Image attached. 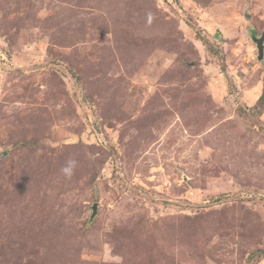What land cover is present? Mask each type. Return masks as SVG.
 <instances>
[{"label":"rangeland","instance_id":"374dc122","mask_svg":"<svg viewBox=\"0 0 264 264\" xmlns=\"http://www.w3.org/2000/svg\"><path fill=\"white\" fill-rule=\"evenodd\" d=\"M252 31L264 0H0V264H264Z\"/></svg>","mask_w":264,"mask_h":264},{"label":"water","instance_id":"95a60500","mask_svg":"<svg viewBox=\"0 0 264 264\" xmlns=\"http://www.w3.org/2000/svg\"><path fill=\"white\" fill-rule=\"evenodd\" d=\"M251 38L254 41L257 48V58L262 59L264 56V32L258 37L254 31L251 32ZM97 212V204L92 205V216Z\"/></svg>","mask_w":264,"mask_h":264},{"label":"clouds","instance_id":"9594fccd","mask_svg":"<svg viewBox=\"0 0 264 264\" xmlns=\"http://www.w3.org/2000/svg\"><path fill=\"white\" fill-rule=\"evenodd\" d=\"M78 161L74 158H69L65 165L60 168L61 174L66 179H71V177L74 175V171L77 167Z\"/></svg>","mask_w":264,"mask_h":264},{"label":"trees","instance_id":"16d2710c","mask_svg":"<svg viewBox=\"0 0 264 264\" xmlns=\"http://www.w3.org/2000/svg\"><path fill=\"white\" fill-rule=\"evenodd\" d=\"M259 99H260V97H259Z\"/></svg>","mask_w":264,"mask_h":264}]
</instances>
